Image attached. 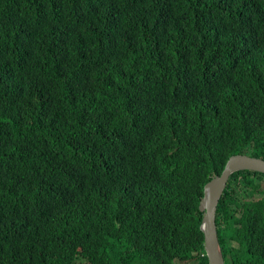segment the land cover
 I'll list each match as a JSON object with an SVG mask.
<instances>
[{
	"label": "trees",
	"instance_id": "trees-1",
	"mask_svg": "<svg viewBox=\"0 0 264 264\" xmlns=\"http://www.w3.org/2000/svg\"><path fill=\"white\" fill-rule=\"evenodd\" d=\"M236 154L264 160V0H0V264H208ZM215 224L264 264V174Z\"/></svg>",
	"mask_w": 264,
	"mask_h": 264
},
{
	"label": "water",
	"instance_id": "water-1",
	"mask_svg": "<svg viewBox=\"0 0 264 264\" xmlns=\"http://www.w3.org/2000/svg\"><path fill=\"white\" fill-rule=\"evenodd\" d=\"M238 171H254L264 174V160L241 154L230 156L221 174L213 177L204 185L203 196L198 206L202 213L199 229L203 234L204 252L208 264H225L217 237L215 216L230 175Z\"/></svg>",
	"mask_w": 264,
	"mask_h": 264
}]
</instances>
